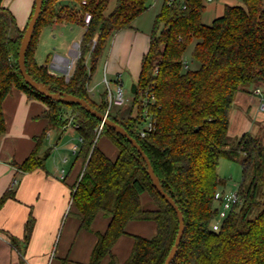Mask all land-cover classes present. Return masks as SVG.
Masks as SVG:
<instances>
[{
	"label": "trees",
	"instance_id": "16d2710c",
	"mask_svg": "<svg viewBox=\"0 0 264 264\" xmlns=\"http://www.w3.org/2000/svg\"><path fill=\"white\" fill-rule=\"evenodd\" d=\"M0 0V137L6 132L4 102L14 89L30 100L46 104L43 117L50 125H79L82 138L78 159L83 160L77 182L72 188V202L81 219V228L90 230L99 214L110 218L104 234L97 235L89 264H102L110 256L111 264H120L113 254L117 241L131 221L152 220L157 225L153 238L135 236L129 259L123 264H164L179 231L174 208L154 187L147 164L128 139L104 126L81 106L54 101L32 89L24 80L18 64L19 51L27 26L18 25L14 14ZM85 2V3H84ZM243 6L227 5L224 14L210 25L203 22L205 0H165L151 32L150 45L143 57L133 104L139 112L134 117L109 118L124 127L149 157L165 192L184 215L185 231L171 264H264V139L243 134L236 146L229 141L230 111L238 92L252 85H264V0H242ZM109 0H44L41 16L26 56V68L51 92H65L84 99L106 114V91L101 102L93 101L87 85L110 39L119 31L131 29L148 12V0H117L116 8L106 14ZM92 20L85 25V15ZM81 22V56L67 80L53 76L48 65L38 63L36 53L40 34L46 27L61 22ZM190 67L186 53L194 44ZM91 58V66L87 61ZM49 61V60H48ZM154 123V130L142 137L144 112ZM106 134L118 149L112 160L98 145ZM45 136V134H44ZM41 138L34 152L19 171L33 172L44 167L48 151L39 156ZM222 159L241 162L243 182L237 193L239 202L229 211L219 230L213 229L220 206L216 194L223 185L218 174ZM147 193L154 209L142 204ZM6 192L4 203L14 198ZM221 205V204H220ZM259 212L252 217L254 212ZM34 219L30 217L25 245L30 241ZM17 240L12 237L15 245Z\"/></svg>",
	"mask_w": 264,
	"mask_h": 264
},
{
	"label": "crops",
	"instance_id": "0c3cea01",
	"mask_svg": "<svg viewBox=\"0 0 264 264\" xmlns=\"http://www.w3.org/2000/svg\"><path fill=\"white\" fill-rule=\"evenodd\" d=\"M20 2L21 0H5L4 7L14 14L19 27L24 29L29 22L35 0H24L23 8L20 7ZM227 5L243 6V3L234 4L223 0L222 5L215 7L211 22L224 14ZM159 11L155 16L152 15L153 20ZM147 14L148 12L138 18L133 28L115 33L108 43V49L106 48L105 77L111 75L116 83L120 78L123 86L125 79L135 84L139 81L143 57L149 50L154 25V21L145 16ZM41 42L43 39L39 40L37 61L41 65H48L52 71V58L44 61L46 51ZM99 62L101 63V58ZM256 86V89H260L259 85ZM256 89L252 91L250 86L238 92L230 111V128L239 115V109H247L246 103ZM262 94L261 90V94L255 96L261 97ZM3 106L7 129L0 137V199L8 191H15V196L8 199L0 209V264H89L97 243V235L106 232L110 218L99 214L90 230L81 228V219L72 202V188L83 165V160L77 157L82 142L80 141V145L65 142L63 148L69 149L73 154L63 157L67 165L65 167L48 165L47 159L44 167L33 172L19 171L16 164H23L30 157L41 138L39 156L42 157L48 151L52 152V143L57 141L55 146L60 147L61 142L58 141L73 135L69 134L70 126L50 125L49 120L43 117L47 110L46 104L39 100H30L19 89L13 90ZM56 127L60 129L56 130ZM73 131L80 140L77 129ZM75 146L78 147L77 151H74ZM100 149L112 160H116L118 151L113 153L111 150ZM141 201L148 209L155 208L147 193L141 196ZM30 217L34 219L33 232L29 243L25 245L26 225ZM126 232L113 248V254L120 264L129 259L135 236L151 239L157 234V225L152 220L131 221ZM12 237L17 240L15 245ZM110 260V256H107L102 264H111Z\"/></svg>",
	"mask_w": 264,
	"mask_h": 264
},
{
	"label": "rangeland",
	"instance_id": "374dc122",
	"mask_svg": "<svg viewBox=\"0 0 264 264\" xmlns=\"http://www.w3.org/2000/svg\"><path fill=\"white\" fill-rule=\"evenodd\" d=\"M165 0H148V4L150 6L148 10V14L145 15L148 18H151L152 15H156V13L160 10L161 6L163 5ZM230 3L234 4H240L243 3L242 0H228ZM23 2L24 0H21L20 7L23 8ZM206 4V12L204 14L203 22L207 25H210L212 22L211 19L212 15H215V7L222 5L223 0H213L211 2H208L205 0ZM117 5V0H109L108 8L106 11V14H110L114 11ZM146 14V13H145ZM146 18V17H145ZM151 21L153 18H151ZM154 23V22H153ZM153 27V25H152ZM84 26L81 22H61L57 26H49L42 30L40 34V39H43L42 47L45 46V60L47 61L48 58H52L50 64L53 63L56 56L60 57H71L70 51L74 48V45L76 43H79L82 39V35L84 34ZM39 39V40H40ZM195 43L192 44L187 53V61L190 64V67L192 68H198L199 65L196 63L191 62V53L193 50ZM108 49V48H107ZM107 49L105 50V53L101 57V63L99 62V65L97 66L92 80L90 82V89H91V97L93 101L100 103L101 101V94L106 89V84L104 83V62L107 54ZM53 76H57L52 74ZM108 81L110 82L111 89L113 91H116L117 89V83L115 82L114 78H112L111 75H106ZM135 83H133L131 80L124 81V91L126 98L128 99L127 104L122 107L113 106L112 108V114H116L120 112L121 117L127 118L130 114L134 117L138 114L139 110L137 106H134L133 99L134 95L132 93V87ZM252 91L256 89V85H252ZM260 89L262 90V96L256 97L255 93L251 95L249 101H247V109L241 108L239 109V115L234 121L232 127L230 128L229 132V141L232 146H236L238 140L240 137L249 132L252 135L264 139V110L262 109V106L264 105V85H259ZM245 109V110H243ZM146 122L145 119L142 121V126H145ZM60 129L59 127H56V130ZM74 127H69L68 131L69 134H72L73 137H66L63 140L58 141V143L61 142V146L56 145L55 141L51 144L53 147L52 152L49 156V163L48 165H59L67 166L66 163L63 161V157L66 154H73L70 152L69 149L63 148V145L66 144L65 142H70L76 145H80V140L77 135H75ZM59 140V139H58ZM64 142V143H63ZM98 145L100 148L111 150L113 153L117 152L118 149L116 145L111 141V139L106 134H100L98 138ZM48 147V146H47ZM218 174L223 181V185L220 187V192L225 193L226 195H233L238 193L239 188L243 182V167L241 162L231 161L228 159H222L219 163L218 167ZM260 200L264 201V189L261 190ZM217 206H220V209H222V205L217 203ZM260 209H257L252 217H254ZM215 221H219V218L217 217Z\"/></svg>",
	"mask_w": 264,
	"mask_h": 264
},
{
	"label": "water",
	"instance_id": "95a60500",
	"mask_svg": "<svg viewBox=\"0 0 264 264\" xmlns=\"http://www.w3.org/2000/svg\"><path fill=\"white\" fill-rule=\"evenodd\" d=\"M44 5V0H35V10L34 14L27 26L26 32L23 37V41L20 47L19 51V69L20 72L25 80V82L35 91L39 92L40 94L46 96L47 98H50L54 101H63V102H69L74 103L79 106H81L83 109H85L88 113L92 114L94 117H96L100 122H102L105 126H107L109 129H112L116 131L121 136L125 137L130 141V143L137 149V151L142 155L143 159L145 160L147 164L148 169V175L154 185V187L158 190V192L167 200V202L174 208V210L177 213L178 220H179V231L178 235L175 241V244L167 257L164 264H171L177 254L178 248L181 244L182 238L184 236L185 231V220L184 215L176 202L165 192L163 186L160 183V180L158 179L157 175L155 174V171L153 169L152 163L149 159V157L145 154L141 146L138 144L137 140L133 138L129 132L122 127L121 125L117 124L116 122L112 121L108 115L100 113L98 110L94 109L88 101L72 96L65 92H59L57 94H54L51 92L50 86L44 85L42 83L37 82L34 80L30 74L27 71L26 68V56L27 52L29 50L30 44L32 42L34 32L36 30V26L38 23V20L41 16L42 9ZM71 55V54H70ZM73 55H71L72 57ZM71 57H62L64 59V66L61 70L62 74H65L67 72V65L70 62ZM91 58L87 61V67L89 68L91 66ZM66 62V63H65ZM137 92V84H134L132 87V93L135 94Z\"/></svg>",
	"mask_w": 264,
	"mask_h": 264
},
{
	"label": "built area",
	"instance_id": "2783aa9c",
	"mask_svg": "<svg viewBox=\"0 0 264 264\" xmlns=\"http://www.w3.org/2000/svg\"><path fill=\"white\" fill-rule=\"evenodd\" d=\"M178 1L179 0H168L169 4L175 3ZM207 1L211 2L213 0H207ZM91 20H92V15L90 13H87L85 15V25L88 26L90 24ZM80 44H81V42L76 43L74 45V48L71 50L70 54L73 56L70 58V62L67 65V72L65 74L61 73V70L64 66V62H63L64 59L60 56L55 57L54 62L50 67L52 70V71H50V73L54 74V75L61 74V75L65 76L67 80H70V78H71V76L75 70L76 62L82 54ZM104 83L106 84V93H107V98H108V102H109V107H108V110L106 112V115H109L113 106H117V107L125 106L127 104L128 99L126 98L125 91H124V88H123V85L121 83L120 78L117 80L118 86H117L116 91H113L111 89L110 82L108 81V79L106 77L104 78ZM87 89L90 93L92 92L90 89V83L87 85ZM254 93L261 94V90L256 89L254 91ZM262 109L264 110V105L262 106ZM144 119H145L146 125L143 126L142 129L140 130L142 137H146L150 132H152L154 130V123H153L152 119L148 116L146 111L144 112ZM69 126L74 127L75 129H77L79 127V125H76L74 122H70ZM104 126L105 125L102 123L100 126V131L103 130ZM80 141L81 142L83 141L82 138L80 139ZM77 150H78V147L75 146L74 151H77ZM215 198H216V201L222 205V209H220L219 214H218L219 221L218 222L215 221V223L213 224V229L215 231H217V230H219L222 221L227 217L229 211L233 208V206L236 203L239 202V197H238L237 193L228 196L225 193L218 192L216 194Z\"/></svg>",
	"mask_w": 264,
	"mask_h": 264
},
{
	"label": "bare ground",
	"instance_id": "6f19581e",
	"mask_svg": "<svg viewBox=\"0 0 264 264\" xmlns=\"http://www.w3.org/2000/svg\"><path fill=\"white\" fill-rule=\"evenodd\" d=\"M66 63V62H65Z\"/></svg>",
	"mask_w": 264,
	"mask_h": 264
}]
</instances>
